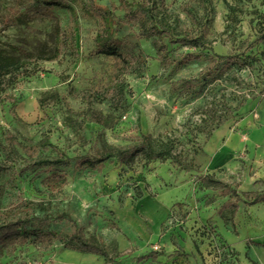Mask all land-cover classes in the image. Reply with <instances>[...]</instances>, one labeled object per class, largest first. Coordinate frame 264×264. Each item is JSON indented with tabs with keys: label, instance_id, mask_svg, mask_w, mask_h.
Returning a JSON list of instances; mask_svg holds the SVG:
<instances>
[{
	"label": "rangeland",
	"instance_id": "obj_1",
	"mask_svg": "<svg viewBox=\"0 0 264 264\" xmlns=\"http://www.w3.org/2000/svg\"><path fill=\"white\" fill-rule=\"evenodd\" d=\"M97 3L113 8L112 0ZM159 4L175 34L203 35L212 51L165 38L171 61L164 63L156 40L139 36L115 9L114 35L144 62L122 76V102H88L74 92L97 89L119 70L112 56L95 53L97 19L77 3L76 16L54 9L69 34L59 57L31 58L17 82L0 88V165L11 166L0 171V210L34 200L36 214L48 219L44 228L69 234L75 222L87 237L102 238L110 254L31 240L0 246V264H264V0H212L203 24L186 12L203 17L201 0ZM19 5L0 0L1 46L35 56L46 44L54 48L53 17L4 26ZM186 53L201 59L176 65ZM230 58L234 63L223 67ZM92 111L107 125L90 120ZM141 132L172 156L139 154L129 164L112 157L96 168L65 162L104 141L130 147ZM23 144L43 147L30 156ZM59 157L64 161L55 163ZM52 168L67 174L60 189L45 183Z\"/></svg>",
	"mask_w": 264,
	"mask_h": 264
},
{
	"label": "trees",
	"instance_id": "obj_2",
	"mask_svg": "<svg viewBox=\"0 0 264 264\" xmlns=\"http://www.w3.org/2000/svg\"><path fill=\"white\" fill-rule=\"evenodd\" d=\"M20 7L13 9L12 14L2 19L5 27L13 25L19 18L28 17L36 18L40 16L53 17L56 20L54 37L56 46L49 48L45 45L42 55L33 53H10L0 44V88H6L18 81L30 69V59L40 57L43 59H56L66 47L69 34L61 27L59 17L54 14L55 8H68L76 16L75 6L77 3L80 10L94 16L97 19L98 27L95 36L96 50L95 53L112 56L118 62V72L104 85L97 89H83L74 92L88 102H101L110 100L113 103H120L125 96V82L122 76L141 66L144 62L142 54L125 52L123 50V41L114 35L116 26L120 23L115 14V9L124 12V19L134 23L139 28V36L146 39L156 40V48L162 62L167 63L171 58L167 54V45L164 39L167 38L171 43L191 48L208 49L212 51L210 41L203 35H177L174 33L172 24L167 17V9L160 8L159 0H112V7H102L98 0H18ZM205 14L199 18L198 15L190 8L186 12L197 21L198 24L208 23L213 12L212 0H201ZM264 33V32H263ZM219 57V56H217ZM199 54L186 53L178 60H174L176 65L188 63L190 61H199ZM234 59L230 58L223 67L228 68ZM102 125H107L106 119L97 111H92L89 118ZM12 143L18 140L8 136ZM45 140L44 142H46ZM0 144L2 140L0 139ZM24 150L34 156L43 147V144L28 145L23 144ZM139 154H145L148 158L156 159L166 156H172L170 149H160L156 146L151 134L141 132L138 137V143L130 147H120L103 142L101 147H97L90 155H78L69 157L66 155L65 162L73 160L79 166H88L96 168L112 157L124 163H131ZM55 163L63 162L59 157L53 160ZM47 160L34 161V163H45ZM11 166L0 165L1 172H7ZM53 170L47 176L45 183L51 189H60L65 186L68 177L63 171L52 168ZM143 195V194H142ZM261 196H256L252 203L258 202ZM236 206V204H227L226 206ZM37 204L34 200L23 198L12 204L10 207L0 210V246L8 243H24L35 240H48L54 242L59 240L69 249L79 252L93 253L104 257H110L108 246L102 238L93 240L86 236L83 227L72 223V230L69 234H62L53 229H46L44 225L48 219L36 214Z\"/></svg>",
	"mask_w": 264,
	"mask_h": 264
}]
</instances>
